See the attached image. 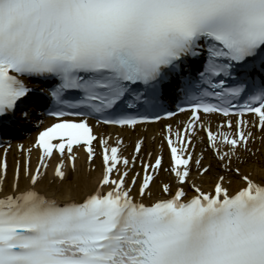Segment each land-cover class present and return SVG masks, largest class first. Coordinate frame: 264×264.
<instances>
[{
	"label": "snow or ice",
	"instance_id": "1",
	"mask_svg": "<svg viewBox=\"0 0 264 264\" xmlns=\"http://www.w3.org/2000/svg\"><path fill=\"white\" fill-rule=\"evenodd\" d=\"M32 80L55 122L18 145L11 175V145L0 157V264H264V0H0V118L31 116ZM173 91L190 115L164 124L159 152L94 132L174 117ZM80 151L89 174L100 161L92 188L73 179Z\"/></svg>",
	"mask_w": 264,
	"mask_h": 264
},
{
	"label": "bare ground",
	"instance_id": "2",
	"mask_svg": "<svg viewBox=\"0 0 264 264\" xmlns=\"http://www.w3.org/2000/svg\"><path fill=\"white\" fill-rule=\"evenodd\" d=\"M211 119H214L212 117ZM163 125H152L149 126L147 129L144 128H137L136 130H130V129H119V128H113L109 127L106 129H98L99 135H110L112 137V140L110 143H115L116 139L119 137L122 139V144L120 145L121 151L124 155L130 156L133 151V145L135 139H137L139 136L143 135L146 137V146L150 149H152L154 152H159L161 148V132H162ZM35 132L31 135L26 137L21 142L13 145V147L7 152V163H8V170L9 175H11L14 164L18 160H22L23 156L18 150V145L21 143L26 147H31L33 144ZM200 136H202L200 134ZM257 136V142H255L254 147L259 148L260 152L256 154V157L253 158V171L254 172H260L261 168L260 165H264V140L260 138L259 133H256ZM154 138V140H153ZM197 144L195 147V153L197 155L203 154V163L204 164H211L213 166V173L218 170L217 161L211 151H209L206 148L205 143H202L199 139L196 140ZM5 155L4 152L0 151V157H3ZM163 155H164V166L167 167L170 163L169 161V154L166 146L164 145L163 148ZM31 162L33 167H35L36 163L38 162V152L36 149L33 148L32 154H31ZM52 161L48 168L49 177L52 175L53 171V163ZM97 170L92 172L91 174L87 171V164L85 160V154L83 151H80L78 154V160H77V173L73 177V179H78L83 187L86 188H92L95 185V181L99 176V168H100V161L97 159L96 161ZM246 167L245 165L241 166ZM139 170V162H137V169ZM193 177L196 179V182L198 184H202L203 187L207 188L209 184L211 183V175L208 177L200 178L195 176V169L193 168ZM171 179L169 173L167 172H161L158 176L157 182H168Z\"/></svg>",
	"mask_w": 264,
	"mask_h": 264
}]
</instances>
